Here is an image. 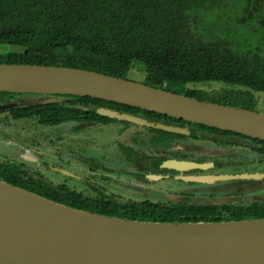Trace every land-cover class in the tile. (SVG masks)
<instances>
[{
	"label": "trees",
	"instance_id": "1",
	"mask_svg": "<svg viewBox=\"0 0 264 264\" xmlns=\"http://www.w3.org/2000/svg\"><path fill=\"white\" fill-rule=\"evenodd\" d=\"M0 45L9 46L0 53V63L66 66L123 78L137 61L165 76L170 88L151 78L144 82L147 85L251 110L256 109L257 100L249 91L264 92V0H0ZM189 82H223L249 91L171 89L184 90ZM16 96L56 100L1 111L14 120H35L40 125L117 121L100 114L98 108L177 120L75 95L0 92V103H10ZM190 124L248 138L258 144L251 150L264 157V140ZM0 180L78 209L131 220L181 223L264 218V202L197 205L116 193L93 195L54 184L15 161H0Z\"/></svg>",
	"mask_w": 264,
	"mask_h": 264
},
{
	"label": "water",
	"instance_id": "2",
	"mask_svg": "<svg viewBox=\"0 0 264 264\" xmlns=\"http://www.w3.org/2000/svg\"><path fill=\"white\" fill-rule=\"evenodd\" d=\"M0 92L92 97L264 140V112L198 100L87 69L0 63ZM54 101L26 96L1 104L0 111ZM98 112L149 125L132 115ZM263 178L264 173L192 179L211 183ZM0 264H264V218L181 223L131 220L78 209L0 180Z\"/></svg>",
	"mask_w": 264,
	"mask_h": 264
},
{
	"label": "rangeland",
	"instance_id": "3",
	"mask_svg": "<svg viewBox=\"0 0 264 264\" xmlns=\"http://www.w3.org/2000/svg\"><path fill=\"white\" fill-rule=\"evenodd\" d=\"M8 49V45H0V53ZM151 70L152 68L134 61L126 78L141 83L150 78L161 80L165 88H170L165 76ZM171 89L182 93L191 89L232 90L239 93L249 91L238 85L223 82H189L184 86V90L182 87H172ZM249 92L257 100L256 109L253 110L264 112V92ZM117 123L106 126H89L73 121L58 125H40L35 120L17 121L10 114L0 113V159H15L22 162L28 156L30 159L27 161L29 169L39 171L46 180L54 184H66L78 191L93 195L116 193L133 199L171 202L186 200L187 197H167L168 193L165 189L167 185H170L168 182L131 176L133 168L128 169V164L125 165L124 153L128 147L134 146V138L141 139L142 136H145V130L134 124ZM235 143V147H220L200 142L196 144V141L190 140L184 145V153L195 157L206 154L208 155L206 161L213 165L205 169H192L187 173L193 172L199 176H241L264 173V158H260L248 150L254 143L242 139ZM230 153L235 154L230 161L223 158L222 155ZM237 154H241L242 157L239 158ZM137 156L139 157V155ZM161 158L150 155L149 158L144 159V163L147 165L148 162H153V166L158 169L160 168L159 163L162 161ZM169 159H173V157ZM154 170L156 169L151 171ZM193 187H196L197 197L196 199L188 198V200L189 202L195 201L190 202L194 204L221 205L229 201L243 200L264 202V178L185 184L186 189ZM227 187L228 191L237 189L240 193L239 196L227 199L221 197L208 199L204 195L198 196V192H222Z\"/></svg>",
	"mask_w": 264,
	"mask_h": 264
},
{
	"label": "flooded vegetation",
	"instance_id": "4",
	"mask_svg": "<svg viewBox=\"0 0 264 264\" xmlns=\"http://www.w3.org/2000/svg\"><path fill=\"white\" fill-rule=\"evenodd\" d=\"M25 96H16L13 99H11V102L19 101ZM36 98V97H34ZM1 104H6V103H0ZM109 110L113 112H118L116 110L108 109V108H98L97 110ZM6 111V110H3ZM0 113H2L0 111ZM120 113V112H118ZM126 114V113H124ZM131 115V114H128ZM134 117H139L140 119L145 120L149 125L147 124H136V123H131L125 120H119L113 117H109L112 119H116L117 121H112V122H94V121H75L79 122L81 124H86L89 126H106L110 124H134L140 127H143L145 130V136L141 137V139L134 138L133 142L135 143L134 146L128 147L125 150L124 153V159L127 165L128 164V169L133 168L132 170V175L135 177L139 178H145L147 179H155V181H160L161 182H168L170 185H167V188L165 189L167 191V197H187L186 200H179L183 202H188L189 204H194L190 202H195V201H190L189 199H196L197 197V190L196 187L192 189H186L185 184H191L194 182H200V181H195L192 178L198 177L196 173H187L188 171H191L192 169L196 168H202L205 169L207 167H211L213 163L207 162L206 159L208 155L202 154L200 157H195L193 155L184 153V145L188 143L190 140L196 141V144L200 143H207V144H212L220 147H235V144L237 145L238 140H244V141H251L254 143V145L249 148L248 150L254 152L258 157H260L254 150H251L252 148L258 146L257 143L254 141L244 138L241 136L237 135H227V134H222V133H215L210 130H206L203 128H200L194 124L187 123L184 120H173V119H163V118H157V117H141V116H135ZM18 121V120H17ZM67 122H73V121H67ZM128 122V123H125ZM156 125L152 126V125ZM88 126V127H89ZM157 126H163V127H168L172 129L179 130V132H172L163 128H159ZM152 128L163 130V132H158V131H153ZM166 131V132H164ZM167 132H172L171 134ZM235 143V144H234ZM234 144V145H233ZM139 145V147H137ZM201 145V144H200ZM139 155V157L137 156ZM150 155H155L161 158V163H159L160 168H155L153 166V162H148L147 165L144 163V159L149 158ZM235 154L230 153L229 155H222L224 156L223 158L228 159L229 161L233 158ZM239 158L242 157L241 154H237ZM170 157H173V159H169ZM221 157V156H220ZM219 157V159H220ZM264 158V157H260ZM169 159V160H167ZM30 159L25 157V160L22 162H18L15 159H0V161H15L20 164H24L27 168L28 163ZM227 160V161H228ZM150 161V159H149ZM171 161H177V162H189L194 164L192 167H186L184 164L178 165V167L170 166L168 163ZM198 165V166H196ZM184 166V167H181ZM153 169H156L154 171H151ZM122 171H125V169H122ZM127 172H130L127 170ZM131 173V172H130ZM42 174V173H41ZM127 174V173H126ZM134 174V175H133ZM130 177V176H128ZM232 181V180H231ZM200 183H206V182H200ZM228 187L224 189L222 192H211V191H203V192H198V196H205L208 199H214V198H231L233 196H239V191L237 189H232L228 191ZM227 190V191H226ZM203 193V194H202ZM235 201H229L226 203H231ZM240 203H254V202H259V201H249V200H243L239 201ZM260 203V202H259ZM263 203V202H262ZM199 205V204H197ZM204 205V204H203Z\"/></svg>",
	"mask_w": 264,
	"mask_h": 264
},
{
	"label": "bare ground",
	"instance_id": "5",
	"mask_svg": "<svg viewBox=\"0 0 264 264\" xmlns=\"http://www.w3.org/2000/svg\"><path fill=\"white\" fill-rule=\"evenodd\" d=\"M180 167V166H179ZM181 167H184V166H181Z\"/></svg>",
	"mask_w": 264,
	"mask_h": 264
}]
</instances>
